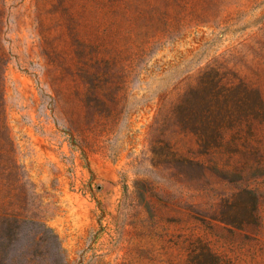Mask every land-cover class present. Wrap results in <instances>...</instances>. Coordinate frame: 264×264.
Segmentation results:
<instances>
[{
    "label": "rangeland",
    "instance_id": "1",
    "mask_svg": "<svg viewBox=\"0 0 264 264\" xmlns=\"http://www.w3.org/2000/svg\"><path fill=\"white\" fill-rule=\"evenodd\" d=\"M0 264H264V0H0Z\"/></svg>",
    "mask_w": 264,
    "mask_h": 264
},
{
    "label": "trees",
    "instance_id": "2",
    "mask_svg": "<svg viewBox=\"0 0 264 264\" xmlns=\"http://www.w3.org/2000/svg\"><path fill=\"white\" fill-rule=\"evenodd\" d=\"M212 107L213 105L211 101H209L207 105L203 100L200 103H195L194 106H190L188 113L189 117L186 118L185 125L198 136L211 132L212 134L210 135V138H207L205 142L212 141L218 144L221 128L219 125L214 126L210 121L207 122V117L211 115ZM200 137L202 138V136Z\"/></svg>",
    "mask_w": 264,
    "mask_h": 264
}]
</instances>
